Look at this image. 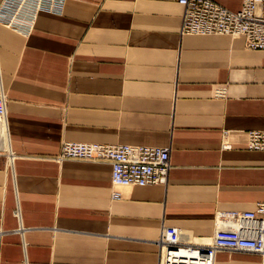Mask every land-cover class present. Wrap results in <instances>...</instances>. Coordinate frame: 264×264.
Instances as JSON below:
<instances>
[{
    "label": "crops",
    "instance_id": "1",
    "mask_svg": "<svg viewBox=\"0 0 264 264\" xmlns=\"http://www.w3.org/2000/svg\"><path fill=\"white\" fill-rule=\"evenodd\" d=\"M181 22L175 0H0V264H159L162 227L207 243L217 212L264 202V150L246 148L264 130V51ZM64 141L168 148L167 183L112 200L110 164L58 160Z\"/></svg>",
    "mask_w": 264,
    "mask_h": 264
},
{
    "label": "built area",
    "instance_id": "2",
    "mask_svg": "<svg viewBox=\"0 0 264 264\" xmlns=\"http://www.w3.org/2000/svg\"><path fill=\"white\" fill-rule=\"evenodd\" d=\"M33 1L47 10L59 12L63 0ZM175 1L182 7L181 34L242 36L247 50L264 51V0H242L240 9L235 12L214 0ZM6 114L7 98L0 92V154L12 156ZM221 146L230 147L225 134ZM246 148L263 151L264 130L246 131ZM57 159L108 162L112 200H119L120 190L124 188L165 185L171 167L168 148L158 146L64 141ZM214 226L207 243L193 242L189 234L175 227H162L157 241L159 264H213L218 250L264 256V202L257 203L253 211L217 212Z\"/></svg>",
    "mask_w": 264,
    "mask_h": 264
}]
</instances>
